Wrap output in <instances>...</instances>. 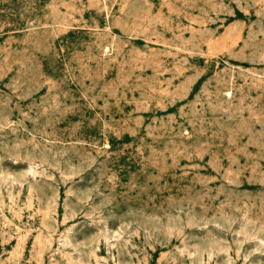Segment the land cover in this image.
Wrapping results in <instances>:
<instances>
[{
  "label": "rangeland",
  "instance_id": "rangeland-1",
  "mask_svg": "<svg viewBox=\"0 0 264 264\" xmlns=\"http://www.w3.org/2000/svg\"><path fill=\"white\" fill-rule=\"evenodd\" d=\"M0 264H264V0H0Z\"/></svg>",
  "mask_w": 264,
  "mask_h": 264
}]
</instances>
